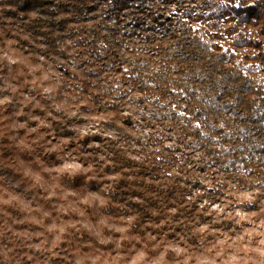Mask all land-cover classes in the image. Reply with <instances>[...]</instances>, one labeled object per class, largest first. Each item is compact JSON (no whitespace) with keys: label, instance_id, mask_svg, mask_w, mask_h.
<instances>
[{"label":"rangeland","instance_id":"1","mask_svg":"<svg viewBox=\"0 0 264 264\" xmlns=\"http://www.w3.org/2000/svg\"><path fill=\"white\" fill-rule=\"evenodd\" d=\"M231 1L133 0L156 34L146 42L149 31L105 24L92 0L50 58L0 0V264H264V169L225 170L179 135L176 100L130 78L129 63L158 66L157 47L188 33L248 75L264 113V0ZM114 151L133 162L129 180L176 182L186 202L139 219L110 206Z\"/></svg>","mask_w":264,"mask_h":264},{"label":"trees","instance_id":"2","mask_svg":"<svg viewBox=\"0 0 264 264\" xmlns=\"http://www.w3.org/2000/svg\"><path fill=\"white\" fill-rule=\"evenodd\" d=\"M97 1L105 24L123 26L129 34H136L139 28L149 31L144 37L146 42L155 38L154 29H144L139 13L141 6L132 9L133 0ZM7 3L9 13L42 42L43 55L53 58L61 54L59 42L63 33L82 27L83 12L91 9L92 0H7ZM241 4L232 0L231 8L239 11ZM245 9L254 10L253 7ZM126 10H135V13L122 15ZM177 38L178 43L172 48L154 49L161 56L158 66L151 68L149 59L129 63L133 85L147 97L176 100L182 113L174 112L170 121L179 135L190 136L197 148H204L225 170L232 174L262 173L264 113L253 97V82L244 71L228 67L226 56L214 52L207 43L188 33ZM63 134L70 135V132L63 131ZM113 154L118 176L112 181L110 206L119 203L122 205L119 209L130 208L139 219L150 214L158 201L166 206L186 202L183 189L176 182L146 183L136 172L129 180L124 169L134 170L133 162L117 151ZM133 229L142 234L137 221Z\"/></svg>","mask_w":264,"mask_h":264},{"label":"clouds","instance_id":"3","mask_svg":"<svg viewBox=\"0 0 264 264\" xmlns=\"http://www.w3.org/2000/svg\"><path fill=\"white\" fill-rule=\"evenodd\" d=\"M2 103H3V102L0 101V104H2ZM84 134L86 135L87 133H84ZM75 167L82 169V168H83V165H75Z\"/></svg>","mask_w":264,"mask_h":264}]
</instances>
